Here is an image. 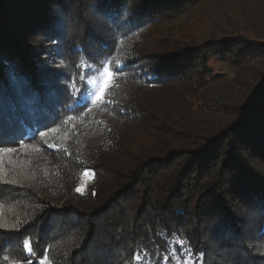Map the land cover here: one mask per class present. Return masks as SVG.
<instances>
[{
    "label": "trees",
    "instance_id": "trees-1",
    "mask_svg": "<svg viewBox=\"0 0 264 264\" xmlns=\"http://www.w3.org/2000/svg\"><path fill=\"white\" fill-rule=\"evenodd\" d=\"M16 1L0 0V264H264V0Z\"/></svg>",
    "mask_w": 264,
    "mask_h": 264
},
{
    "label": "rangeland",
    "instance_id": "rangeland-1",
    "mask_svg": "<svg viewBox=\"0 0 264 264\" xmlns=\"http://www.w3.org/2000/svg\"><path fill=\"white\" fill-rule=\"evenodd\" d=\"M14 3H17V1L14 0ZM206 68L208 69V71L211 72V74L214 77L220 76V77H223L224 80L225 79L231 80L233 78V69L227 63H225L221 60H217L214 58L208 59V62L206 64ZM105 69H103L101 74L98 73L96 76H94L93 78H91L89 80V82L91 84V90H90V93L85 97V100L88 103L91 111L95 110L100 104H102L103 102L106 101V92H105V95H104L102 101L96 100V95L99 92L102 85L104 84V81L106 78ZM19 151L20 150H17L16 154H14V155H17L18 153H20ZM83 173H81V175H80V179H79V183H78L77 187H82L84 189L88 185V183L91 181V177H85L83 175ZM24 248H25L27 253H30L29 245L26 241L24 242ZM38 264H47V263L43 259V260H40L38 262ZM177 264H201V263L200 262H194L192 259H189V257H186L182 263L180 261H178Z\"/></svg>",
    "mask_w": 264,
    "mask_h": 264
},
{
    "label": "snow or ice",
    "instance_id": "snow-or-ice-1",
    "mask_svg": "<svg viewBox=\"0 0 264 264\" xmlns=\"http://www.w3.org/2000/svg\"><path fill=\"white\" fill-rule=\"evenodd\" d=\"M114 71L115 72H120V71H123V68H116ZM105 73H106V78H105L104 84L102 85V87L100 88L99 92L96 95V100L97 101H102L103 97L105 95V92L112 86L113 73L109 72L107 68L105 69ZM10 75H11L12 79L15 80L14 73H10ZM0 151L11 152V151H14V149H10V148H8V149H0ZM83 175L85 177H92V173L88 172L87 170L83 173ZM76 191L82 193L83 192V188L82 187H77ZM180 243L182 244V242H180ZM135 259L139 260L140 257L137 255L135 257Z\"/></svg>",
    "mask_w": 264,
    "mask_h": 264
}]
</instances>
